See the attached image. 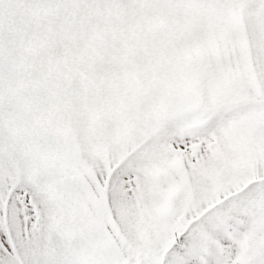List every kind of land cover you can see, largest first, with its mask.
<instances>
[{"label": "snow or ice", "instance_id": "obj_1", "mask_svg": "<svg viewBox=\"0 0 264 264\" xmlns=\"http://www.w3.org/2000/svg\"><path fill=\"white\" fill-rule=\"evenodd\" d=\"M0 264H264V0H0Z\"/></svg>", "mask_w": 264, "mask_h": 264}]
</instances>
